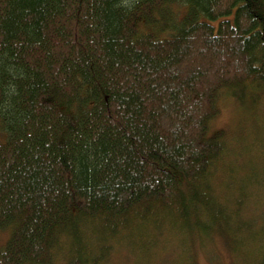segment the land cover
<instances>
[{
  "label": "trees",
  "instance_id": "trees-1",
  "mask_svg": "<svg viewBox=\"0 0 264 264\" xmlns=\"http://www.w3.org/2000/svg\"><path fill=\"white\" fill-rule=\"evenodd\" d=\"M171 1L0 0V264H103L214 227L264 264L208 135L223 90L264 94V0Z\"/></svg>",
  "mask_w": 264,
  "mask_h": 264
},
{
  "label": "rangeland",
  "instance_id": "rangeland-1",
  "mask_svg": "<svg viewBox=\"0 0 264 264\" xmlns=\"http://www.w3.org/2000/svg\"><path fill=\"white\" fill-rule=\"evenodd\" d=\"M171 2L173 5L169 11L174 12L175 16L178 10L184 11L181 1ZM255 98L259 101L257 108L253 99H247L249 100L247 103L240 104L230 91L223 90L217 100L219 113L211 122L208 135L223 133L227 143L221 162L212 168L217 197L222 202L228 197L230 201L241 198L242 201L235 203L241 205L246 203L242 194L245 189L252 199L251 208L246 203L242 211H239L240 217L256 219L260 230L264 223V188H260L261 185L264 187V94H255ZM253 166L260 171L254 174V177ZM231 170L233 172L229 174ZM251 183L252 188L249 190ZM193 221L196 222L195 219ZM195 233L198 234V231ZM196 234L188 239L186 245V239L183 237L179 239L163 230L155 236L153 245L152 242L148 243L152 246L151 249L144 251L136 249L137 246L131 243H122L114 246L112 255L103 264H192L194 261L196 264H246L244 258L247 251L238 250L237 243L235 250L226 231L224 233L214 227L206 238ZM9 237L10 231L0 232V249L4 247ZM257 252L262 253L259 249ZM54 264L66 262L59 258Z\"/></svg>",
  "mask_w": 264,
  "mask_h": 264
}]
</instances>
